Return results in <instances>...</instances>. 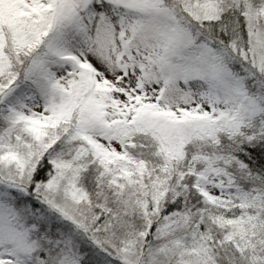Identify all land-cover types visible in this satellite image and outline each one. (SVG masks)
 I'll return each mask as SVG.
<instances>
[{
  "label": "snow or ice",
  "instance_id": "obj_1",
  "mask_svg": "<svg viewBox=\"0 0 264 264\" xmlns=\"http://www.w3.org/2000/svg\"><path fill=\"white\" fill-rule=\"evenodd\" d=\"M0 264H264V0H0Z\"/></svg>",
  "mask_w": 264,
  "mask_h": 264
}]
</instances>
